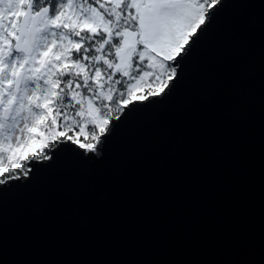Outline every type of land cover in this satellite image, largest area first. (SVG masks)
Masks as SVG:
<instances>
[{
	"label": "snow or ice",
	"instance_id": "1",
	"mask_svg": "<svg viewBox=\"0 0 264 264\" xmlns=\"http://www.w3.org/2000/svg\"><path fill=\"white\" fill-rule=\"evenodd\" d=\"M0 264H264V0H0Z\"/></svg>",
	"mask_w": 264,
	"mask_h": 264
}]
</instances>
